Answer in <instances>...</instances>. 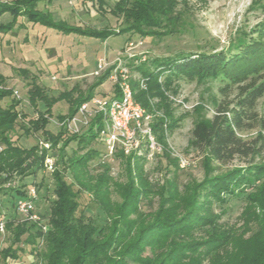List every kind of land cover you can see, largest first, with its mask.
Instances as JSON below:
<instances>
[{"label":"trees","instance_id":"1","mask_svg":"<svg viewBox=\"0 0 264 264\" xmlns=\"http://www.w3.org/2000/svg\"><path fill=\"white\" fill-rule=\"evenodd\" d=\"M41 1L46 0L0 2V17L5 13L12 16L11 20L0 22V33L14 32L17 23L19 27L24 26L19 18L56 25L51 22L49 9L39 7ZM163 1L118 0L113 11L125 18L129 26L89 34L107 36L127 30L143 35V27L161 26L164 21L167 32L163 33L172 34L175 32L170 16L172 7ZM59 22L56 26L60 29L76 30L64 21ZM257 31V37L253 34L237 37L226 48L155 56L140 62L136 65L138 77L131 78L135 99L151 110V99L164 100L167 88L181 77L218 81L221 99L212 117L203 116L194 122L191 146L200 150L207 161L218 164L264 153L261 132L250 140L236 132V129L254 126L255 122H259L264 131V115L260 118L256 110L259 99L264 96V36L260 34L264 33V22ZM109 74L110 70L104 72L85 92L74 95L71 89L57 96L51 95L33 76L27 90L28 103L35 112L30 116L18 109L21 99L14 95V89L7 86V77L0 73V84L4 85L0 87V189L16 177L24 178L44 170L47 155L56 157L52 171L55 197L50 201L47 215L38 209L49 225L48 231L44 232L31 221L7 218L5 231L11 232L13 238L8 246L0 248V257L16 261L20 251L24 250L23 245L28 244L36 258L28 264L37 261L42 264H206V261H216L220 257L218 252L225 249L234 236L215 224L201 201L206 198L210 201L211 196L223 201L226 196L245 193L250 205V219L256 222L258 229L246 240L247 246L242 248L239 261L241 264H264V163L232 168L220 174L208 171L204 181L193 187L190 197L182 202L176 189L164 192L148 186L137 187L134 180L119 191L121 200L117 201L112 198L109 186L110 162L103 161V148L98 146V143L102 146L99 139L101 115L97 114L81 132L69 131L66 126H61L57 132L48 128L53 105L59 98L68 99L69 111L58 115V119L71 118L83 102L96 95V87L107 80ZM115 95H119L117 87ZM6 98H10V103L4 105L2 102ZM162 122L160 119L155 125ZM19 128L27 137L41 134L50 146L40 148L38 143L21 144ZM158 139L163 144L162 154L169 158L164 134ZM71 142L77 146L68 156L66 148ZM79 151L83 152L79 154ZM118 158L126 162L130 172L135 171L137 162L146 160L145 156L120 152ZM95 159H98L99 169L93 173L90 162ZM174 165H180L179 158ZM68 173L72 177L70 182L66 179ZM249 187L251 189L246 192ZM10 192L16 210V200L25 195L26 184L11 187ZM81 192L92 194L106 216L104 222L79 209ZM149 192L157 194L158 200L156 206L146 211L140 203ZM204 227L208 229L207 236L199 240L194 232ZM1 235L0 232V241ZM42 239L43 243H40ZM230 257L227 254L225 259Z\"/></svg>","mask_w":264,"mask_h":264},{"label":"rangeland","instance_id":"2","mask_svg":"<svg viewBox=\"0 0 264 264\" xmlns=\"http://www.w3.org/2000/svg\"><path fill=\"white\" fill-rule=\"evenodd\" d=\"M14 0H0L12 3ZM49 1V2H48ZM118 0H46L39 3V7L49 9L52 14L51 22L68 23L76 30L66 31L56 25L47 23H33L25 18H19L24 26H15L14 32L0 33V73L7 74V85L16 90L21 96L18 109L30 116L35 112L28 103L27 90L33 76L51 94L73 89L76 95L85 92L99 76L95 75L99 59L106 62L103 73L116 68H126L132 77H138L136 65L155 56H170L177 53H192L198 51H212L228 47L237 37L251 35L258 36L257 31L264 22V0H164L172 7L171 23L175 32H167L164 25L143 27L144 33H132L123 30L107 36L91 35L89 32L105 29L120 30L126 28L125 18L114 13ZM10 13L0 17V22L11 20ZM166 30V31H165ZM264 36V33H261ZM132 43V44H131ZM24 70L28 73H25ZM218 81L203 78L189 79L181 77L174 81L166 90V98L159 101L158 97L151 99L153 114L152 130L157 141L158 136L164 134L167 145V158L162 153L153 159L137 162L135 171L121 158L109 161L111 165L110 189L112 198L120 201L119 191L134 180L137 187L148 186L151 189L174 191L180 193V201L190 197V191L197 184L204 181L206 173H224L232 168L245 167L249 164H263L264 153L236 157L227 164L209 162L204 154L191 146V130L194 122L203 116L212 117L221 95L217 90ZM114 83L108 78L96 87L97 95H112ZM10 103V98L2 102ZM256 110L261 118L264 115V96L257 103ZM69 111V101L66 97L59 98L53 105V116L48 128L57 132L60 129L58 115ZM169 113L171 115L169 116ZM161 124H156L158 120ZM252 127L236 129L243 139H252L260 132L264 135L259 122ZM21 134L19 142L25 146L37 144L41 134L26 136ZM23 134V135H22ZM76 143L71 142L66 152L68 156L74 153ZM100 148L103 146L98 143ZM55 152V151H54ZM83 151H79L81 154ZM179 156L185 159L184 166L174 165ZM56 158V157H55ZM172 162V163H171ZM93 173L99 169L98 159L90 162ZM61 164L59 163L58 166ZM72 181L71 174L66 176ZM259 182L256 181L255 185ZM35 185L38 189L37 208L43 215L49 212L51 199L55 197L52 171L41 170L36 175L24 178L16 177L11 182L2 185L0 189V218L21 216L14 210L10 188ZM41 184V185H40ZM253 185V186H255ZM252 186V187H253ZM251 189L249 187L246 192ZM9 190V191H8ZM141 201L143 210H149L157 205L158 196L147 193ZM225 196V195H224ZM201 201L209 216H213L215 224L227 230L234 236L218 253L216 261H206V264H241L239 260L242 248H246V240L257 231L258 225L248 213L249 202L245 193L240 196L225 197L217 201L212 196ZM79 209L99 222H104L105 214L89 192L79 194ZM211 229V227H207ZM208 229L196 230L194 235L199 240L207 236ZM205 230V231H204ZM235 234V235H234ZM12 234L6 231L1 235L0 248L12 242ZM237 238V240H235ZM240 241V242H239ZM239 242V243H237ZM17 258L18 264L35 262L36 258L28 244L23 245ZM230 254L231 257L225 259ZM40 262L37 261L36 264ZM0 264H15V260L2 259Z\"/></svg>","mask_w":264,"mask_h":264},{"label":"built area","instance_id":"3","mask_svg":"<svg viewBox=\"0 0 264 264\" xmlns=\"http://www.w3.org/2000/svg\"><path fill=\"white\" fill-rule=\"evenodd\" d=\"M105 68V60L99 59L94 74L101 76ZM131 78V72L126 68H116L115 72H110L109 79L114 83V87L118 88V96L115 95V88L112 95L96 94L90 100L83 102L71 118L59 120V125L66 126L69 131L81 132L88 128L97 114L101 115L99 139L103 146V161L116 160L119 152L124 155L145 156L148 160L163 152V144L156 140L152 130L153 114L135 99ZM141 85L144 86L143 80ZM3 86L0 84V87ZM14 95L21 99L16 90ZM38 144L40 148L50 146L43 138L38 140ZM55 160L53 155H47L44 160V170L53 171ZM179 160L180 165L184 166L185 159L179 156ZM37 197L38 189L35 185L26 187L25 195L16 200V211L22 221L34 222L47 232L49 225L38 211ZM0 232L2 235L6 232L3 219L0 220ZM40 243H43V239ZM15 264H18L17 260ZM39 264L42 262L40 261Z\"/></svg>","mask_w":264,"mask_h":264},{"label":"crops","instance_id":"4","mask_svg":"<svg viewBox=\"0 0 264 264\" xmlns=\"http://www.w3.org/2000/svg\"><path fill=\"white\" fill-rule=\"evenodd\" d=\"M20 23H22V22H20ZM3 75H5V76H7V74H5V73H2Z\"/></svg>","mask_w":264,"mask_h":264}]
</instances>
